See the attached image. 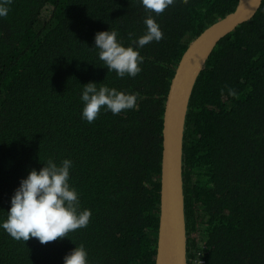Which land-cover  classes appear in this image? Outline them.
<instances>
[{
  "label": "trees",
  "instance_id": "1",
  "mask_svg": "<svg viewBox=\"0 0 264 264\" xmlns=\"http://www.w3.org/2000/svg\"><path fill=\"white\" fill-rule=\"evenodd\" d=\"M238 0H175L153 16L159 44L139 48L138 75L108 71L94 47L114 30L123 46L146 32L141 0H12L0 18V223L20 180L49 159L72 161L69 184L86 227L46 244L0 228V264H64L84 245L87 264H155L163 117L176 66ZM137 97L114 115L82 118L83 85ZM189 264H264V0L224 38L190 101L184 139Z\"/></svg>",
  "mask_w": 264,
  "mask_h": 264
},
{
  "label": "clouds",
  "instance_id": "2",
  "mask_svg": "<svg viewBox=\"0 0 264 264\" xmlns=\"http://www.w3.org/2000/svg\"><path fill=\"white\" fill-rule=\"evenodd\" d=\"M174 2L175 0H141L149 15L144 20L145 34L133 42L137 46L135 49L123 46L114 30L95 34L94 47L99 49V59L104 62L108 71L114 70L121 78L126 74L132 77L139 74L143 63L139 48L159 44L163 40V34L153 16H162L173 7ZM11 3L12 0H0V18L8 15ZM81 101L84 105L82 118L89 123L97 118L102 107L114 115L137 107L135 95L106 85L98 88L95 82L83 85ZM71 167L70 159H64L59 165L49 159L39 171L32 169L26 178L20 180L19 187L11 197L7 219L0 223V228L16 240L27 241L34 237L41 244H46L86 227L91 211L80 210L78 193L69 184ZM87 255L81 244L64 257V264H87Z\"/></svg>",
  "mask_w": 264,
  "mask_h": 264
},
{
  "label": "water",
  "instance_id": "3",
  "mask_svg": "<svg viewBox=\"0 0 264 264\" xmlns=\"http://www.w3.org/2000/svg\"><path fill=\"white\" fill-rule=\"evenodd\" d=\"M263 0H238L236 9L192 41L171 80L163 117L160 216L155 264H189L184 139L190 101L198 80L219 43L251 21Z\"/></svg>",
  "mask_w": 264,
  "mask_h": 264
}]
</instances>
